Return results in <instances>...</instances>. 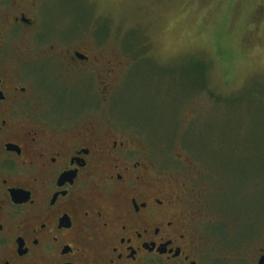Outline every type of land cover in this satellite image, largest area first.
I'll return each instance as SVG.
<instances>
[{"label": "flooded vegetation", "instance_id": "obj_1", "mask_svg": "<svg viewBox=\"0 0 264 264\" xmlns=\"http://www.w3.org/2000/svg\"><path fill=\"white\" fill-rule=\"evenodd\" d=\"M1 5L0 264H197L184 213L138 157L132 134L107 119L49 113L54 82L70 94L87 81L90 110L111 104L112 58L94 52V42L36 52L46 40L14 38L37 21L23 11L3 15ZM39 66L49 74L41 81Z\"/></svg>", "mask_w": 264, "mask_h": 264}, {"label": "rangeland", "instance_id": "obj_2", "mask_svg": "<svg viewBox=\"0 0 264 264\" xmlns=\"http://www.w3.org/2000/svg\"><path fill=\"white\" fill-rule=\"evenodd\" d=\"M1 6L3 15L23 11L37 21L14 38L46 40L36 52L66 41L80 48L94 42V52L112 58L111 104L90 110L96 104L87 81L70 94L54 82L47 88L49 113L107 119L115 132L132 134L138 157L153 166L184 213L197 264H258L264 250V76L231 95L202 91L197 74L206 75L210 65L197 56L168 64L149 58L146 30L132 26L134 15L97 18L89 0H2ZM33 74L39 81L49 76L43 66ZM211 93L232 97L216 102Z\"/></svg>", "mask_w": 264, "mask_h": 264}, {"label": "clouds", "instance_id": "obj_3", "mask_svg": "<svg viewBox=\"0 0 264 264\" xmlns=\"http://www.w3.org/2000/svg\"><path fill=\"white\" fill-rule=\"evenodd\" d=\"M97 18L134 15L160 64L197 56L210 65L208 88L231 95L264 76V0H89ZM207 93H205L206 95Z\"/></svg>", "mask_w": 264, "mask_h": 264}, {"label": "trees", "instance_id": "obj_4", "mask_svg": "<svg viewBox=\"0 0 264 264\" xmlns=\"http://www.w3.org/2000/svg\"><path fill=\"white\" fill-rule=\"evenodd\" d=\"M207 70L209 71V67L207 66ZM198 76L202 77V82L200 83L202 91H204L206 88H208V72L206 75H203L201 72L197 74ZM200 79V78H199ZM210 96L213 97V99L216 102H229L232 96H221V95H216L214 93H211ZM234 96V95H233ZM219 104V103H218Z\"/></svg>", "mask_w": 264, "mask_h": 264}, {"label": "water", "instance_id": "obj_5", "mask_svg": "<svg viewBox=\"0 0 264 264\" xmlns=\"http://www.w3.org/2000/svg\"><path fill=\"white\" fill-rule=\"evenodd\" d=\"M260 264H264V257L261 259Z\"/></svg>", "mask_w": 264, "mask_h": 264}]
</instances>
